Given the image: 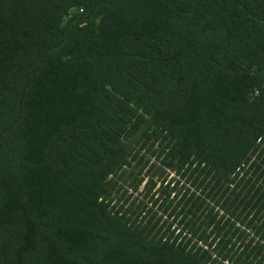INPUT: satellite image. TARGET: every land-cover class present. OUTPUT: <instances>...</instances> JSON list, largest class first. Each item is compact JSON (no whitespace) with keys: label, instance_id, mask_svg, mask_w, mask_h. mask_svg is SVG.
<instances>
[{"label":"trees","instance_id":"16d2710c","mask_svg":"<svg viewBox=\"0 0 264 264\" xmlns=\"http://www.w3.org/2000/svg\"><path fill=\"white\" fill-rule=\"evenodd\" d=\"M0 264H264V0H0Z\"/></svg>","mask_w":264,"mask_h":264},{"label":"built area","instance_id":"2783aa9c","mask_svg":"<svg viewBox=\"0 0 264 264\" xmlns=\"http://www.w3.org/2000/svg\"><path fill=\"white\" fill-rule=\"evenodd\" d=\"M163 170H164V173H163L162 177L165 176V182L169 178H174V180H179V182H178L179 184L182 182V180L179 178V176L177 174H175L173 171H170L167 168H163ZM143 182H141V184L139 185V188L142 187Z\"/></svg>","mask_w":264,"mask_h":264},{"label":"rangeland","instance_id":"374dc122","mask_svg":"<svg viewBox=\"0 0 264 264\" xmlns=\"http://www.w3.org/2000/svg\"><path fill=\"white\" fill-rule=\"evenodd\" d=\"M161 169H163V168L161 167ZM142 173H144V172L142 171L140 175H142ZM162 175H163V174H162ZM151 192H152V191H151Z\"/></svg>","mask_w":264,"mask_h":264}]
</instances>
